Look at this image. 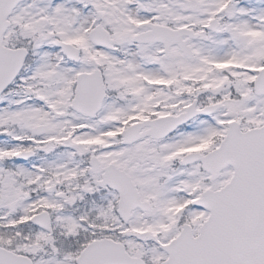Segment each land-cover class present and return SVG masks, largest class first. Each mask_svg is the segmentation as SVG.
Wrapping results in <instances>:
<instances>
[{
    "label": "snow or ice",
    "instance_id": "obj_1",
    "mask_svg": "<svg viewBox=\"0 0 264 264\" xmlns=\"http://www.w3.org/2000/svg\"><path fill=\"white\" fill-rule=\"evenodd\" d=\"M0 264H264V0H0Z\"/></svg>",
    "mask_w": 264,
    "mask_h": 264
}]
</instances>
